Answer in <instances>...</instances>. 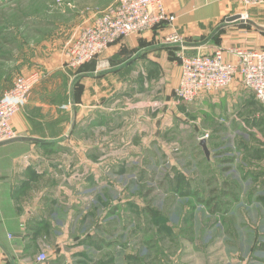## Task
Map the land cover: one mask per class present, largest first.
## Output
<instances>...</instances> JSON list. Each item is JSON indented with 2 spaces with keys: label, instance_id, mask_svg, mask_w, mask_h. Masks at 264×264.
Listing matches in <instances>:
<instances>
[{
  "label": "rangeland",
  "instance_id": "1",
  "mask_svg": "<svg viewBox=\"0 0 264 264\" xmlns=\"http://www.w3.org/2000/svg\"><path fill=\"white\" fill-rule=\"evenodd\" d=\"M113 2L0 0V87L31 70L39 83L76 73L64 68L66 43ZM71 88L79 104L81 82ZM141 93L122 105L158 122L129 130L121 113L112 126L94 123L72 136L89 146L90 163L84 175L80 164L67 166L61 186L70 194L51 216L66 228L70 243L61 250L71 264H264V107L253 99L234 115L229 101L197 108L173 90L183 125L165 100ZM40 253L47 256L39 251L37 262Z\"/></svg>",
  "mask_w": 264,
  "mask_h": 264
},
{
  "label": "crops",
  "instance_id": "2",
  "mask_svg": "<svg viewBox=\"0 0 264 264\" xmlns=\"http://www.w3.org/2000/svg\"><path fill=\"white\" fill-rule=\"evenodd\" d=\"M164 5L176 16L173 25L183 38L185 53L208 54L216 47L264 48V5L245 7L238 2L218 0H164ZM236 15L239 18L227 21ZM168 31L169 27L164 25L131 34L109 46L94 63L89 61L68 71L76 73L64 80L49 77L34 86L11 121L18 139L0 144V264L74 261L61 250L62 245L70 243L67 235H63L66 228L60 232L57 219L53 221L51 217L56 214L52 213V207L58 199L70 194L61 186L71 171L67 166L80 164L84 175L90 163L89 146L72 136L94 127V123L97 127L112 126L121 113L124 114L120 118L131 121L129 130H137L142 124L153 125L156 118L160 119L158 116L150 119L122 105L139 97L138 92L148 93L150 101L157 96L171 108L175 106L171 95L180 79L181 48L163 43ZM76 80L81 82L79 104H73L71 88ZM11 81L0 87V94ZM228 89L229 95L219 90L202 92L193 105L199 108L210 103L216 108L226 100L230 108L233 105L229 112L235 115L254 99L252 92L237 79ZM173 111V120L177 119L179 124L181 119L184 125V114L178 109ZM78 150L81 156L76 160ZM86 177L89 180V173ZM58 244L60 251L54 252ZM39 251L47 254L44 262L36 261Z\"/></svg>",
  "mask_w": 264,
  "mask_h": 264
},
{
  "label": "built area",
  "instance_id": "3",
  "mask_svg": "<svg viewBox=\"0 0 264 264\" xmlns=\"http://www.w3.org/2000/svg\"><path fill=\"white\" fill-rule=\"evenodd\" d=\"M218 1L238 2L245 7L264 5V0ZM175 19L176 16L167 11L164 0H114L80 26L66 43L64 68L77 69L124 37L167 25L169 31L163 36V43L181 48L178 54L181 74L174 89L179 103H190L200 93L227 87L237 79L264 107V49L216 47L208 54H187L183 38L174 28ZM227 55L233 58L228 59ZM40 79L38 70L21 73L0 95V143L18 137L12 118ZM37 259L43 262L47 256L40 253Z\"/></svg>",
  "mask_w": 264,
  "mask_h": 264
},
{
  "label": "water",
  "instance_id": "4",
  "mask_svg": "<svg viewBox=\"0 0 264 264\" xmlns=\"http://www.w3.org/2000/svg\"><path fill=\"white\" fill-rule=\"evenodd\" d=\"M236 18H239V16L236 15V16H232V17H230V18H227V21H231V20H234V19H236ZM16 139H18V137H17V138H14V139H12V140H7V141H4V142H1L0 144H4V143H7V142H11V141L16 140ZM199 144H200V146H201V148H202L204 154H205L206 156H208V154H209V150H208V148H207V145H206L205 139H204V138L200 139Z\"/></svg>",
  "mask_w": 264,
  "mask_h": 264
},
{
  "label": "trees",
  "instance_id": "5",
  "mask_svg": "<svg viewBox=\"0 0 264 264\" xmlns=\"http://www.w3.org/2000/svg\"><path fill=\"white\" fill-rule=\"evenodd\" d=\"M159 28V27H158Z\"/></svg>",
  "mask_w": 264,
  "mask_h": 264
}]
</instances>
